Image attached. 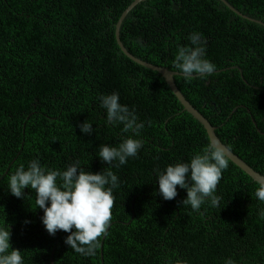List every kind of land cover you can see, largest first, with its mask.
Wrapping results in <instances>:
<instances>
[{"label":"trees","instance_id":"obj_1","mask_svg":"<svg viewBox=\"0 0 264 264\" xmlns=\"http://www.w3.org/2000/svg\"><path fill=\"white\" fill-rule=\"evenodd\" d=\"M225 1L254 21L221 0H146L124 19L120 41L133 57L180 72L178 49L201 33L216 70L191 82L178 77L176 85L222 144L264 176V0ZM133 2L0 0V221L10 225L11 245L24 264H264L260 185L230 160L217 186L219 207L206 201L193 212L179 186L172 200L157 194L156 169L189 161L210 143L162 78L119 48L115 27ZM113 92L144 122L143 147L112 167L120 184L108 235L85 256L64 243L68 233H47L35 191L16 198L8 178L36 158L48 169L77 160L85 171L107 168L100 146L130 135L109 125L100 107L99 97ZM85 120L92 135L79 129Z\"/></svg>","mask_w":264,"mask_h":264},{"label":"clouds","instance_id":"obj_2","mask_svg":"<svg viewBox=\"0 0 264 264\" xmlns=\"http://www.w3.org/2000/svg\"><path fill=\"white\" fill-rule=\"evenodd\" d=\"M188 39L189 45L180 47L173 61V67L180 72L168 70L181 74L175 79L183 77L187 82L211 76L216 65L206 58L207 40L199 32L191 33ZM159 76L166 84L165 79ZM99 101L100 107L106 111L107 123L123 125L122 131L130 133L118 146H100L98 157L108 165L107 168L96 173L85 171L77 160L65 170L48 169L36 158L27 167L20 165L9 176L7 184V191L20 199L25 198L26 188L34 190L35 210L43 211L40 219L47 233L53 236L60 230L68 233L64 243L85 256L93 255L100 238L108 235L115 202L113 189L120 184V177L111 169L127 164L129 158L138 157L143 140L137 137L145 127L134 109L120 103L118 92L103 94ZM79 129L86 135L95 132L93 125L86 120L79 124ZM228 166L225 151L209 144L189 161L181 160L163 170L156 169L157 194L165 200H172L178 195L179 186L187 193L183 204L189 205L193 212L199 213L206 201L213 207H219L222 196L217 194V186ZM255 196L264 202V184L256 189ZM259 214L264 216V209ZM24 223L30 221L25 220ZM11 235L10 225L0 221V264H24L21 250L11 245ZM224 264L235 262L228 258Z\"/></svg>","mask_w":264,"mask_h":264},{"label":"water","instance_id":"obj_3","mask_svg":"<svg viewBox=\"0 0 264 264\" xmlns=\"http://www.w3.org/2000/svg\"><path fill=\"white\" fill-rule=\"evenodd\" d=\"M146 0H134V2L122 13L121 17L119 18L116 27H115V38L117 41V44L119 46V48L121 49L122 53L132 62L147 68L151 71H154L156 73H158L159 75H161L165 81L166 84L168 85V87L170 88V90L172 91V93L174 94V96L177 98V100L180 102L181 106L183 107V111L187 112L188 114H190L196 121H198L201 126L204 128L208 139H209V143L212 145H215L217 147L222 148L228 159L235 164L238 168H240L242 170V172H244L246 175H248L255 183L261 185L264 184V177L262 175H260L259 173H257L256 171H254L249 165H247L243 160H241L236 154H234L232 151H230L225 145L222 144V142L218 139V137L216 136V127H213L209 121H207L185 98L184 96L180 93V91L178 90V88L176 87V81H175V76L181 75L175 72H171L166 68H162V67H157V66H152L149 65L145 62H142L141 60L133 57L127 50L126 48L122 45L121 41H120V28L121 25L124 21V19L126 18V16L129 14V12L138 4L144 2ZM231 11H233L234 13H236L239 16H242L243 18H246L248 20L254 21L252 19H249L245 16H243L240 12H238L237 10H235L232 6H230L225 0H221ZM102 247H103V243H102ZM102 257V255H101ZM53 263V262H52Z\"/></svg>","mask_w":264,"mask_h":264},{"label":"flooded vegetation","instance_id":"obj_4","mask_svg":"<svg viewBox=\"0 0 264 264\" xmlns=\"http://www.w3.org/2000/svg\"><path fill=\"white\" fill-rule=\"evenodd\" d=\"M232 78H233V75H232ZM211 82H212V79H209L208 82H207V86H209V85L211 84ZM218 99H221V98H219V97L217 96V97H216V100H218Z\"/></svg>","mask_w":264,"mask_h":264},{"label":"bare ground","instance_id":"obj_5","mask_svg":"<svg viewBox=\"0 0 264 264\" xmlns=\"http://www.w3.org/2000/svg\"><path fill=\"white\" fill-rule=\"evenodd\" d=\"M254 170V169H253Z\"/></svg>","mask_w":264,"mask_h":264}]
</instances>
